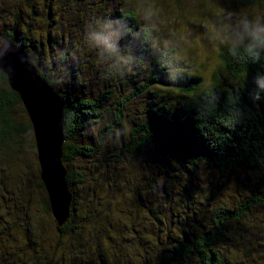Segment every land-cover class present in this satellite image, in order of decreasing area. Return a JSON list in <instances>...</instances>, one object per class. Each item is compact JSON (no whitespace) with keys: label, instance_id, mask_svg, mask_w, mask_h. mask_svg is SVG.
I'll list each match as a JSON object with an SVG mask.
<instances>
[{"label":"trees","instance_id":"obj_1","mask_svg":"<svg viewBox=\"0 0 264 264\" xmlns=\"http://www.w3.org/2000/svg\"><path fill=\"white\" fill-rule=\"evenodd\" d=\"M15 1L0 16V37L36 54L39 74L65 104L63 164L72 202L59 227L37 163L43 217L55 222L52 242L45 227L31 231L39 224L27 214L25 176L17 175L22 190H12L14 212L0 183V264H264V98L251 97L264 66L226 50L227 80L220 75L205 87L183 61L184 78L173 83L151 43L136 42L137 70L110 76L85 34L98 19H124L140 31L131 0ZM259 1L237 0L244 7ZM19 105L27 125L16 118ZM27 136L36 150L20 96L0 76V152L20 160ZM144 167L153 171L142 181Z\"/></svg>","mask_w":264,"mask_h":264},{"label":"clouds","instance_id":"obj_2","mask_svg":"<svg viewBox=\"0 0 264 264\" xmlns=\"http://www.w3.org/2000/svg\"><path fill=\"white\" fill-rule=\"evenodd\" d=\"M132 7L144 21L140 31L132 30L124 19L95 20L85 34L88 47L97 53L99 62L106 65L110 76L124 77L133 74L141 57L134 55L132 46L136 42L151 43L158 54L160 67L169 82L184 78L185 67L180 54L188 44V36L161 42L153 34L159 31L162 13L155 0H131ZM204 36L214 48H223L233 57H245L251 64L264 66V15H250L245 11H232L218 6L209 18L199 21ZM126 41L127 43H122ZM179 49V51H178ZM15 59H12V57ZM17 61L24 66L25 76L37 72L39 58L34 53H21L7 38L0 37V76L14 78L17 75ZM251 97L255 101L264 98V71H258L253 78ZM213 103L215 96L202 98ZM127 133V129H124ZM119 134V133H118Z\"/></svg>","mask_w":264,"mask_h":264},{"label":"rangeland","instance_id":"obj_3","mask_svg":"<svg viewBox=\"0 0 264 264\" xmlns=\"http://www.w3.org/2000/svg\"><path fill=\"white\" fill-rule=\"evenodd\" d=\"M14 1V2H13ZM0 0V16L5 15L10 11L12 5L16 3L15 0ZM155 3L160 7L162 13V23L159 26V31L153 35L159 39L161 42V47H163L164 42H167L172 39L173 36L179 37L180 34H185L188 36V44L183 51L180 52L182 59L187 63H191L193 70L196 75L203 78L205 82V87L210 86L215 80L220 79V75L223 76L225 80L228 79V75L225 69L222 67V58L226 53V49L223 48H214L208 43L204 36V30L200 27L199 21L201 19H206L211 16L214 11L218 10V6L222 5L224 8L232 11H245L250 15H264V0H260L259 3H256L252 7H244L238 5L237 0H155ZM89 11V9H87ZM136 13V11H135ZM138 15V14H137ZM139 16V15H138ZM140 17V16H139ZM141 18V17H140ZM144 24V21L141 19ZM1 24V21H0ZM59 36V34H58ZM179 51V49H178ZM92 54H96L95 51L91 50ZM97 64L101 66L102 63L99 62L98 56L95 57ZM55 90V89H54ZM56 92V91H55ZM57 93V92H56ZM69 97H66L68 100ZM137 100H131L130 106L126 115H130L132 118V107L133 103ZM16 118L27 125V118H25L24 112H22L21 106L15 108ZM33 141L28 136L25 139V144L23 143L22 153L19 155L20 160L15 158L13 153L7 149L3 150L0 155V183L4 186L2 189L5 192V196L8 200L4 201V198L0 196V203L5 202V206L14 212L15 201L11 197L13 191H16V186L20 188L19 180L17 175L23 174L24 183L30 185L28 188L29 193L31 194L32 205L27 209V214L31 216L30 218L39 224L35 226L32 223L31 231L38 232L39 227L46 228L45 230L49 233V241L54 242L56 239L55 233V222L53 219L46 216L44 218V212L42 210V205L40 204L41 195L39 196L40 190L36 189L35 186V175L37 171V157L35 155V149H31ZM36 148V144H35ZM36 157V158H35ZM1 158H4L6 162H2ZM14 158V159H13ZM81 167L82 163H81ZM3 170V171H2ZM22 170L23 173H20ZM144 174L141 177L142 181L146 180V174L148 171H153L151 168L144 167ZM151 173V172H150ZM87 187V185H86ZM13 190V191H12ZM8 192V193H6ZM3 204V203H2ZM18 214L15 213L14 217ZM38 217L35 218V216ZM8 216V215H7ZM11 217V216H9ZM2 219H6L2 217ZM11 226L16 225V219L12 218ZM8 226V225H5ZM35 226V227H34ZM14 228V227H13ZM3 230V229H0ZM4 232V230H3ZM0 236L2 239L5 238L3 235ZM46 233V232H45ZM23 238V237H22ZM21 241V239H19ZM24 239L17 246L20 248L25 247ZM12 251L11 248L7 249L8 252ZM10 254V253H9ZM13 253L11 252L10 257L12 258ZM20 256H23L20 251ZM17 257V256H16ZM19 257V256H18ZM17 257V258H18ZM19 259V258H18ZM58 261L59 260H55Z\"/></svg>","mask_w":264,"mask_h":264},{"label":"water","instance_id":"obj_4","mask_svg":"<svg viewBox=\"0 0 264 264\" xmlns=\"http://www.w3.org/2000/svg\"><path fill=\"white\" fill-rule=\"evenodd\" d=\"M18 48L21 53L24 52ZM7 79L9 86L19 94L32 124L41 180L48 194L53 218L59 227H63L69 219L72 202L67 169L63 164L65 104L54 88L41 77L38 69L26 77L24 66L17 61V75Z\"/></svg>","mask_w":264,"mask_h":264}]
</instances>
